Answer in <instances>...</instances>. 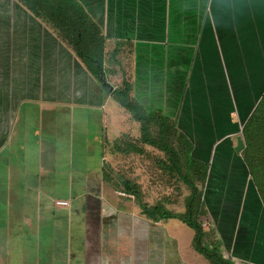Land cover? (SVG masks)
<instances>
[{
	"label": "crops",
	"instance_id": "1",
	"mask_svg": "<svg viewBox=\"0 0 264 264\" xmlns=\"http://www.w3.org/2000/svg\"><path fill=\"white\" fill-rule=\"evenodd\" d=\"M73 1L76 5L68 10L71 20L78 21L83 13L100 31L105 78L98 77L94 66L78 55L74 33L67 31L73 23L58 15L62 8H54L52 20L44 14L37 16L19 0H0L1 254L10 253L14 238L24 236L33 238L37 251L48 252L44 264H58V253L63 251H75L77 257L82 254L79 261L87 264V234L83 232L87 228L78 226L82 248L72 251L60 237L72 236L70 227L64 230L65 220L70 223L81 213L77 217L81 223L91 211H98L103 228L109 227L108 235L118 236L120 227L126 226L125 232L143 255L141 264H160L157 241L162 238L165 255L175 252L185 264H208L203 254L193 250L195 231L192 236L186 223L177 218L155 220L139 206L135 195L115 189V180L108 174L112 170L106 165L110 143L121 138V125L133 116L116 99L115 91L121 89L120 82L124 87L128 83L131 100L142 110L166 114L178 124L197 69L201 77L212 75L208 44L215 45L214 58L222 66V74L215 70V77H223V45L238 47L241 39L250 38L253 45L258 44L252 31L250 36L246 30L264 28V0ZM236 53L233 71L239 84V75L252 77L247 63L250 51ZM204 58L202 74L198 65ZM226 87L229 93L227 82ZM261 92L254 104L250 99L244 125L264 96ZM219 105L223 114L224 105ZM237 112L241 117L240 107ZM235 119L232 115L227 121L235 126L234 131L207 143L205 161L213 165L206 211L224 257L235 264H264V177L254 174L243 151H235L236 137L242 135L237 133L240 121ZM76 121L81 125L77 135L81 149L76 152L82 162L76 166L72 161L75 147L71 141L65 165V124L72 140ZM217 124L223 122L217 119ZM213 132L208 129V136ZM57 200H68L70 205L59 206ZM75 201H80L76 204L79 211L65 213ZM151 250L155 251L153 259ZM97 259L103 260L101 253ZM37 260L42 264V258Z\"/></svg>",
	"mask_w": 264,
	"mask_h": 264
},
{
	"label": "rangeland",
	"instance_id": "2",
	"mask_svg": "<svg viewBox=\"0 0 264 264\" xmlns=\"http://www.w3.org/2000/svg\"><path fill=\"white\" fill-rule=\"evenodd\" d=\"M258 28L254 30H246V33L249 32L248 34L250 36H256V40L254 39V42L258 41V44L255 43L253 45V40L246 35L250 39H248V41L247 39H244V42L241 39V43L237 45L239 48L236 47V44H230L231 46L223 45L222 48L224 51L225 64L223 70V74L225 75H223V77H215V70L221 71L222 74V66L218 64V61L214 58L216 52L215 45H212V43L208 44V48L206 50L212 58L211 64L208 67V71L211 70L212 75H202L205 72L204 65L206 58H204V60L198 65L203 70V73L201 74L203 77L200 76L201 70L199 71V69H197V73H195V77L192 79L189 89L190 91L188 93V99L181 111V120H178L177 128L181 132L187 134L188 138L195 145L194 149L190 152L191 156L205 163L207 166V179L205 181L201 180L199 175H197L203 174L200 171L203 170V167L199 168L196 166L197 173L193 172L192 175L188 176V178L197 184L200 191L199 196L201 197L202 193V199L205 205H208V181L213 165L212 161H205L208 158L205 153L206 149L209 148L207 143H213L212 140L214 138L225 135L228 133V131H234L235 126L232 124H227V121L229 120L230 116L232 117V115L234 118H236V121H240L239 125L237 124V127L239 126L240 129L237 133L243 135L242 127H244V124L242 122H244V115H246L248 108L251 107L250 99L253 100L252 103L254 104L263 94L261 91H264V28ZM230 32L231 30H228V33ZM228 35L231 39L232 35ZM236 51H240L241 53L243 51H246V53L250 51V61L247 60V63L249 64L250 72H252V77L248 76L244 78L242 75L241 77L239 75V84L236 82L235 72L233 71V66L237 64L236 61L234 62V59H238ZM240 55L241 54H239V56ZM201 58H203V54H201ZM247 63H245V65ZM241 68H243L242 65L239 66V70ZM232 80L235 81L233 82L234 85L232 84ZM226 82L228 83V87L230 89L229 93H227L228 88L226 87ZM122 83L123 82L119 83L121 89L124 88V84L122 85ZM218 88L221 90V92H219L220 90ZM219 102H222L224 105L223 114L221 113V105H219ZM237 107H240L241 117H239L237 114ZM127 113L131 114L128 109ZM217 119L221 120L223 124H217ZM76 125V127H74L76 137L71 140V137L69 138L67 134V124H65V135L63 138L65 165L69 160L68 149H70L71 141L75 147V156L72 157V161H74L76 166L82 162L80 152H76V150L81 149L79 147L81 142L77 138V135H80L79 132L81 125H78V121H76ZM92 126L94 127L95 124ZM200 128L203 129V131H199ZM121 129L122 130H119V133L122 134L121 138L119 136L120 139L117 141L114 140L110 143L109 154L106 160V165L112 170V173L108 174H110L115 180L113 182L116 187L115 189L119 192L126 193L127 189L124 182L129 181L131 185L133 184L137 186V190L142 197V201H144V205H147L151 208L155 206H163L166 209L169 208L171 212L175 213L186 212L187 200L192 194V188L184 179V176L187 174L186 162L188 157V151L184 146V142L179 141L176 136L172 135L174 139H169L165 144L162 140L160 141L161 138L158 136L159 128H153L152 134L155 136V138L159 139L160 147L158 148L156 145L145 142L143 140L142 126L134 116H129L126 119V123L121 125ZM208 129L214 131L212 136H208ZM203 137H209L210 139L207 142H203ZM127 143L135 144L139 150H136L135 147L128 148ZM162 143H164L163 146ZM118 145H121L124 149L119 151L117 149ZM165 147L172 148L178 153L179 157L181 158L180 172H178L177 169L173 167V164H171L170 153L164 149ZM66 191L68 190L66 189L65 192ZM89 197L91 196H87V198ZM130 198L132 199L134 197L132 196ZM135 198L140 204L139 206L143 208L141 201L136 196ZM72 203L74 204L73 207L64 210L65 213L72 210L79 211L76 208V204L78 203L79 205L80 201H75ZM79 207L83 209L84 205ZM80 215L81 213L77 214V217H81ZM88 215H90V217H86L81 223L78 222L77 217H74L70 223L67 220L64 221V230L67 232V227H70V230L72 231L71 237H68L66 234H64L62 238L60 237V241L63 242L64 247L69 244L72 251L76 247H84V245L80 242L82 240L77 236L79 231L78 226L81 224V228H87L83 231L87 234L86 249L88 250V254L84 258L87 264H141L143 261L141 260L143 255L139 253L138 248H135L134 239L132 238L133 241L131 242L129 233L125 232L126 226H121V230L118 229V231L120 230L121 233L123 232L122 234L119 232L118 236L108 235L107 231L109 227L107 226L103 228V223L101 222L102 219L99 216V212L91 211ZM199 219L202 222L205 230L209 232V234L205 237V242L211 248H213L215 244H217L216 242L219 241L217 232L212 226L213 222L207 213L206 215H199ZM187 228L191 230L190 234L194 236V230L188 226ZM103 231L104 235L102 234ZM164 245L163 238L162 241H157V250H159L158 253L160 264H173V262H176V258L178 259V255H176L175 252H173V254L169 252L167 255H165L163 252ZM192 248L193 250L195 249L197 254L201 253L195 247L194 242L192 244ZM152 250L150 252L151 259H153V255L155 254V251ZM222 250L223 249L221 248V251ZM10 251V253L6 252L5 254H1L0 252V264H37L39 261L37 259L39 258H42V264H44V262L47 261V255H49L44 249L42 251H37V246L35 245L33 238H24V236L14 238L10 247ZM73 253L68 251H63V254L58 253V256L60 257L58 264H61L62 259L63 264H81L78 257H80L82 254H79L77 257L73 255ZM99 253H101L103 260L99 261L97 259ZM200 256L209 260V263H212L211 259L206 255L203 254ZM176 264H185V262L182 259H178Z\"/></svg>",
	"mask_w": 264,
	"mask_h": 264
},
{
	"label": "trees",
	"instance_id": "3",
	"mask_svg": "<svg viewBox=\"0 0 264 264\" xmlns=\"http://www.w3.org/2000/svg\"><path fill=\"white\" fill-rule=\"evenodd\" d=\"M22 4L29 7L37 16L42 14L50 17L52 20L55 19L54 8L57 6L63 8L62 13L58 12V15L63 16L64 20L72 22L73 24L69 25L72 27L68 29V33H74V47L78 55L89 64L91 67L94 66L97 72L98 77L105 78L104 72V41L100 37V31L93 24H89L85 19L83 13L80 14V18L77 20H71L68 13L69 8L76 5L71 0H19ZM50 10H53V14L50 13ZM48 13V14H47ZM67 25V23H66ZM77 38V39H76ZM76 39V40H75ZM97 55V57H96ZM131 87L128 83L125 84V87L115 91L116 99L127 108L137 119L141 122L143 140L152 145L160 147V141L162 140L165 144L170 139H174L173 136H176L177 139L181 142H184V146L188 151L187 157V174L184 176L187 184L192 188V194L187 200V211L184 213H175L166 209L165 207L155 206L148 207L144 205L142 197L138 192L136 185H131L128 181L126 182L127 192L135 195L142 203L145 213L155 220L161 218H177L188 226H190L195 231L194 245L199 252L209 257L213 264H235L230 259L224 257L221 251V242L217 241L215 246L211 248L205 242V237L209 234L207 230L203 227L202 222L199 219V215H206L207 211L205 208V203H203L202 193L201 197L199 188L197 184L188 176L192 175L193 172L197 173L196 166L199 168L203 167V170H200L203 174L199 175V178L203 181L207 179V166L205 163L195 159L191 156L190 152L194 149V144L188 138L187 134L181 132L177 128V122L175 119H170L166 114H155L149 113L141 109V106L133 102L130 98ZM157 126V127H156ZM153 128L158 130V136L161 138H155L152 134ZM173 135V136H172ZM243 137L246 144L244 149V158L251 170L257 177H264V96L261 101L251 114V116L246 121L243 127ZM162 143V146L163 144ZM128 148L135 147L136 150H139L135 144L127 143ZM117 149L122 151L124 148L121 145H118ZM170 153V161L173 164V167L180 172L181 158L178 153L172 148H164ZM168 167V166H167ZM195 170V171H194ZM204 171V172H203ZM199 172V173H201ZM201 200V201H200Z\"/></svg>",
	"mask_w": 264,
	"mask_h": 264
},
{
	"label": "water",
	"instance_id": "4",
	"mask_svg": "<svg viewBox=\"0 0 264 264\" xmlns=\"http://www.w3.org/2000/svg\"><path fill=\"white\" fill-rule=\"evenodd\" d=\"M104 84H107L109 85V83H105ZM236 141H237V145L235 146V151L238 152V153H242V151H244L245 147H246V144H245V141H244V138L242 135H238L236 137Z\"/></svg>",
	"mask_w": 264,
	"mask_h": 264
},
{
	"label": "built area",
	"instance_id": "5",
	"mask_svg": "<svg viewBox=\"0 0 264 264\" xmlns=\"http://www.w3.org/2000/svg\"><path fill=\"white\" fill-rule=\"evenodd\" d=\"M56 204L59 206H68L70 205V202L68 200H57Z\"/></svg>",
	"mask_w": 264,
	"mask_h": 264
}]
</instances>
